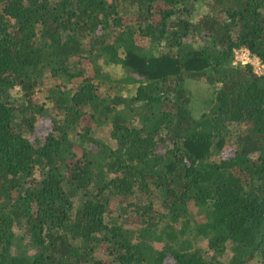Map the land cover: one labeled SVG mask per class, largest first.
<instances>
[{"label": "trees", "instance_id": "trees-1", "mask_svg": "<svg viewBox=\"0 0 264 264\" xmlns=\"http://www.w3.org/2000/svg\"><path fill=\"white\" fill-rule=\"evenodd\" d=\"M253 260L264 0H0V264Z\"/></svg>", "mask_w": 264, "mask_h": 264}, {"label": "rangeland", "instance_id": "rangeland-1", "mask_svg": "<svg viewBox=\"0 0 264 264\" xmlns=\"http://www.w3.org/2000/svg\"><path fill=\"white\" fill-rule=\"evenodd\" d=\"M205 10H206V7H205ZM129 17L127 18L126 22L129 21L128 20ZM245 52H248L247 50H244ZM252 61L256 62L255 64H258L257 60L255 58H251ZM108 72L110 74H112L111 76L113 78H123V77H126L128 75V71L126 68H124L123 66L121 65H116V66H111L109 69H108ZM110 81V79L108 80V82ZM34 98L40 100V101H43L44 100V96L43 94L40 92V94L36 93L33 95ZM42 122V121H41ZM94 136L96 138H99V139H102L104 141H107L109 142L110 144H115V141H113L112 139H110V127L107 126V125H103L101 127H98L95 131H94ZM25 242H27L26 240H24ZM205 240L202 241V244H204ZM26 248L28 247L29 248V245H28V242L25 246ZM22 250H25V249H22ZM30 253L31 250H30ZM231 253L230 251H227L225 252L222 256H220V258L222 260H227L229 257H230ZM248 264H256V261L253 260L251 262H249Z\"/></svg>", "mask_w": 264, "mask_h": 264}, {"label": "built area", "instance_id": "built-area-1", "mask_svg": "<svg viewBox=\"0 0 264 264\" xmlns=\"http://www.w3.org/2000/svg\"><path fill=\"white\" fill-rule=\"evenodd\" d=\"M243 62H249L252 61L249 52L242 51L238 56ZM257 68H260V64H255Z\"/></svg>", "mask_w": 264, "mask_h": 264}]
</instances>
